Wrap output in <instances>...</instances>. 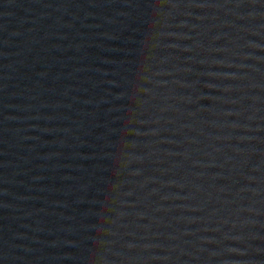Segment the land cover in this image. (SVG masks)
Returning <instances> with one entry per match:
<instances>
[{
    "label": "water",
    "instance_id": "1",
    "mask_svg": "<svg viewBox=\"0 0 264 264\" xmlns=\"http://www.w3.org/2000/svg\"><path fill=\"white\" fill-rule=\"evenodd\" d=\"M0 264H264V0H0Z\"/></svg>",
    "mask_w": 264,
    "mask_h": 264
}]
</instances>
